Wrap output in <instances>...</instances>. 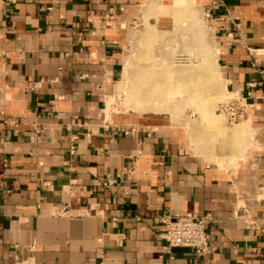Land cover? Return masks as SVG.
I'll return each instance as SVG.
<instances>
[{"label":"crops","instance_id":"1","mask_svg":"<svg viewBox=\"0 0 264 264\" xmlns=\"http://www.w3.org/2000/svg\"><path fill=\"white\" fill-rule=\"evenodd\" d=\"M144 1L0 0V264H264V0H197L219 78L249 109L217 119L209 145L197 127L194 147L166 123L104 115ZM186 213L211 215L214 249L169 258L158 219Z\"/></svg>","mask_w":264,"mask_h":264},{"label":"rangeland","instance_id":"2","mask_svg":"<svg viewBox=\"0 0 264 264\" xmlns=\"http://www.w3.org/2000/svg\"><path fill=\"white\" fill-rule=\"evenodd\" d=\"M133 9L123 58L127 69L104 115L166 123L172 130L189 133L193 147L200 141L195 137L200 128L198 137L204 141L200 145H209L206 139H211L217 119L227 122L219 105L229 95L214 65L203 6L197 0H145Z\"/></svg>","mask_w":264,"mask_h":264},{"label":"built area","instance_id":"3","mask_svg":"<svg viewBox=\"0 0 264 264\" xmlns=\"http://www.w3.org/2000/svg\"><path fill=\"white\" fill-rule=\"evenodd\" d=\"M114 20V15H106V25H111ZM255 54H264V50H252ZM41 86V81L35 82L31 89ZM249 86H254V83H249ZM262 103L264 107V95H262ZM219 110L227 117L229 125H235L244 120L248 116L249 104L247 98L234 93L229 95V98L221 102ZM75 138V137H74ZM70 148H73L70 146ZM118 177L110 175L103 176L102 185L104 188H115L119 184ZM58 213H68V205H61L57 208ZM236 216L240 218L247 226L254 227L255 222L247 211V209L240 208L236 212ZM211 215L205 213L202 215L196 213L186 214H162L158 221L162 224L163 233V250L173 258L174 250L177 248H185L190 250L193 254L201 257L210 253L214 247L210 242V235L207 230V223L211 220Z\"/></svg>","mask_w":264,"mask_h":264},{"label":"bare ground","instance_id":"4","mask_svg":"<svg viewBox=\"0 0 264 264\" xmlns=\"http://www.w3.org/2000/svg\"><path fill=\"white\" fill-rule=\"evenodd\" d=\"M205 44V43H204ZM206 45V44H205ZM172 74H169V77L171 78L172 76H171ZM174 75V74H173ZM168 76V75H167ZM173 78V77H172ZM156 79V78H155ZM155 79H154V81H155ZM168 80V79H167ZM173 80L172 79H170V80H168V84L169 85H173L174 84V82H172ZM125 83H126V81H125ZM130 84V83H129ZM132 84V83H131ZM142 85V84H141ZM177 92V91H176ZM151 99V98H150ZM128 101V100H127ZM140 102V101H139ZM131 103V102H130Z\"/></svg>","mask_w":264,"mask_h":264}]
</instances>
